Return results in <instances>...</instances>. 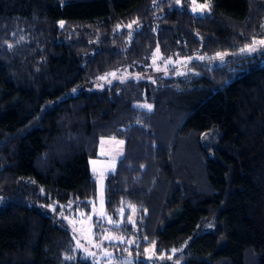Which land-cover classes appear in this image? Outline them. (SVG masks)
I'll return each instance as SVG.
<instances>
[{
    "label": "trees",
    "instance_id": "1",
    "mask_svg": "<svg viewBox=\"0 0 264 264\" xmlns=\"http://www.w3.org/2000/svg\"><path fill=\"white\" fill-rule=\"evenodd\" d=\"M254 40L264 0H0V264H93L58 215L89 208L100 137L124 149L104 211L136 240L104 247L131 264H264V45L241 52ZM155 49L194 59L93 88L148 72ZM186 140L194 160L175 165Z\"/></svg>",
    "mask_w": 264,
    "mask_h": 264
},
{
    "label": "rangeland",
    "instance_id": "2",
    "mask_svg": "<svg viewBox=\"0 0 264 264\" xmlns=\"http://www.w3.org/2000/svg\"><path fill=\"white\" fill-rule=\"evenodd\" d=\"M192 59L194 58L163 56L155 49L147 59L149 63L146 66L150 68L148 72L142 75H137L136 72H113L107 75L108 77L104 76V78L99 79V84L93 88H101L104 84L112 81V79L120 78V76H127L133 79L164 76L170 67H173L178 74L182 75L185 72L186 64ZM209 61L210 65L218 64L220 63V58L216 55ZM117 141L121 140L106 137L98 138L95 144L96 156L95 158L88 159V169L93 178V197L87 201L90 204L89 208L84 210L83 208L78 209L75 206V209H71L72 204H69L65 208H62L60 215H58L67 224L74 244L72 254L78 252L93 264H131L132 262L131 258L127 257V255L116 254L113 250L104 247V245L108 244L113 246L120 244L124 245V247H129L136 241L134 238L125 239L126 237L122 234L119 228L122 225L121 215L116 219H112L104 211L103 190L105 178L114 171L124 151L123 143L119 144ZM181 151L182 157L176 158L175 165L182 166L188 160H194L190 153V143L188 140L183 142ZM193 168H195V162ZM54 207L51 206L50 209ZM130 215L127 221L133 225V213Z\"/></svg>",
    "mask_w": 264,
    "mask_h": 264
},
{
    "label": "snow or ice",
    "instance_id": "3",
    "mask_svg": "<svg viewBox=\"0 0 264 264\" xmlns=\"http://www.w3.org/2000/svg\"><path fill=\"white\" fill-rule=\"evenodd\" d=\"M193 3L195 4V0H193ZM198 7L200 8V10L201 11H203L205 8H209L210 7V5L209 4H202V5H198ZM193 10H195V8L193 9ZM131 25H129V27H130ZM257 43H259L260 45H264V40H259V41H253V43L251 44V45H246L245 46V48H242L241 49V52H244V51H255L256 50V44ZM218 56H220L221 58L223 57V55L224 54H222V53H218L217 54ZM142 107H144V108H147V109H151V105H149V104H144V105H141ZM117 143H119V144H122L123 143V141H117ZM93 163H95V161H93Z\"/></svg>",
    "mask_w": 264,
    "mask_h": 264
}]
</instances>
